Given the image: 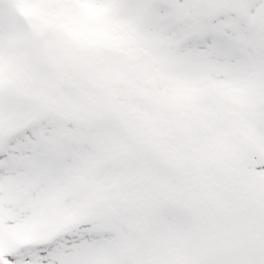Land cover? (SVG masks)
Returning a JSON list of instances; mask_svg holds the SVG:
<instances>
[{"label": "snow or ice", "instance_id": "obj_1", "mask_svg": "<svg viewBox=\"0 0 264 264\" xmlns=\"http://www.w3.org/2000/svg\"><path fill=\"white\" fill-rule=\"evenodd\" d=\"M0 264H264V0H0Z\"/></svg>", "mask_w": 264, "mask_h": 264}]
</instances>
